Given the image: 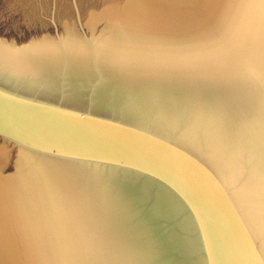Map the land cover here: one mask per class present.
Returning a JSON list of instances; mask_svg holds the SVG:
<instances>
[{"label":"water","instance_id":"obj_1","mask_svg":"<svg viewBox=\"0 0 264 264\" xmlns=\"http://www.w3.org/2000/svg\"><path fill=\"white\" fill-rule=\"evenodd\" d=\"M24 264H264V0L0 38Z\"/></svg>","mask_w":264,"mask_h":264},{"label":"rangeland","instance_id":"obj_2","mask_svg":"<svg viewBox=\"0 0 264 264\" xmlns=\"http://www.w3.org/2000/svg\"><path fill=\"white\" fill-rule=\"evenodd\" d=\"M194 3L195 0H0V38L24 45L43 36L64 37L111 12L178 15L189 11ZM17 156L18 150L0 140L2 180L16 174ZM13 196L8 199V218H0V264H24L15 215L16 195ZM7 231L13 234H5Z\"/></svg>","mask_w":264,"mask_h":264},{"label":"bare ground","instance_id":"obj_3","mask_svg":"<svg viewBox=\"0 0 264 264\" xmlns=\"http://www.w3.org/2000/svg\"><path fill=\"white\" fill-rule=\"evenodd\" d=\"M16 175V174H15ZM15 175H13V176H11V177H9V178H7L8 176H6V180L4 181V180H2L1 178L2 177H0V179H1V181L0 182H2L3 181V183L2 184H0V206H1V208H0V218L2 219L3 217L5 218V219H7L8 218V209L7 208H10V206H9V204L8 203H10V202H8L9 200L8 199H12V198H15L14 196H13V194L14 195H16V191H15V181H16V176ZM14 201V200H13ZM15 202V201H14ZM12 204V203H11ZM12 208V207H11ZM7 209V210H6ZM5 210V211H4ZM15 210H16V212H15V215H16V217H17V208L15 207ZM14 215V216H15ZM9 229V228H8ZM5 234H7V235H12L13 234V232L12 231H10V232H5ZM20 257H21V254H20ZM16 261V260H15ZM17 263V262H16Z\"/></svg>","mask_w":264,"mask_h":264}]
</instances>
